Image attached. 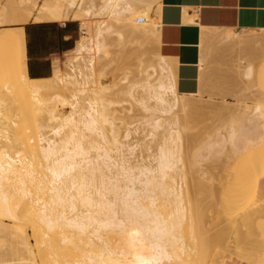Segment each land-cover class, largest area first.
Here are the masks:
<instances>
[{
	"label": "bare ground",
	"instance_id": "bare-ground-1",
	"mask_svg": "<svg viewBox=\"0 0 264 264\" xmlns=\"http://www.w3.org/2000/svg\"><path fill=\"white\" fill-rule=\"evenodd\" d=\"M159 8L158 0L0 3V27L16 25L0 29V264L205 263L204 253L183 241L186 228L197 241L195 213L203 205H198L201 200L192 205L191 189L182 190L186 166L179 130L180 116L190 108L198 111L202 102L178 94L173 62L158 51ZM69 21L79 22L80 36L64 53V73L53 63L48 78L31 79L24 26ZM256 36L264 49V33ZM208 40L250 45V37L225 30L204 33L202 44ZM149 48L152 57H146ZM124 58L129 68L108 82V74ZM261 72L257 80L264 79ZM251 74L248 66L245 77ZM262 85L253 95L257 104L252 110L247 105L206 103L219 107V116L220 108L226 111L231 125L226 165L243 169L240 175L231 174L234 180L241 175L244 179L239 194L234 184L231 193L225 188L229 196L222 194L223 199L232 192V206L252 193L262 199L258 210L246 212L251 206L243 205L245 213L239 221L232 220L237 222L229 236L233 246L227 242V253L235 255L233 241L247 240L242 253L249 264H264ZM124 102L136 108L140 124L125 126L120 136L116 121L123 123L125 117L118 118L112 107ZM139 132L143 137H132ZM198 173L205 177V172ZM223 259L212 260L223 264Z\"/></svg>",
	"mask_w": 264,
	"mask_h": 264
},
{
	"label": "rangeland",
	"instance_id": "rangeland-1",
	"mask_svg": "<svg viewBox=\"0 0 264 264\" xmlns=\"http://www.w3.org/2000/svg\"><path fill=\"white\" fill-rule=\"evenodd\" d=\"M5 1H13L15 3V1L18 2L20 0H5ZM2 2H4V0H0V3ZM65 23L68 26L66 29H62V31H67L70 34L71 41H70L69 47L71 49L75 46V42L78 40L80 36L79 22L69 21ZM61 24L62 23L60 22L52 23L51 27L49 28H44L42 26H36L30 23L24 26V30L26 33V43L27 45H29L31 57H33V55L36 53L37 48L42 49V48H46V46L52 47L53 43L51 42L50 38H52L53 36L56 37L58 30H59V25ZM14 27H16V25H11V26L6 25V26H1L0 29L1 28L10 29ZM261 31L264 33V30H261ZM262 32L261 33L260 31L235 32L242 36L246 35L250 37V45L248 47H245L244 45L236 44L234 40H223L222 42L220 41L218 43L209 40L210 42H205L203 45H201L200 48H201L202 59L203 60L205 59L204 61L205 63H203L204 67L203 65L202 67L204 68V71L208 73V75L210 76L209 79H211L212 82L215 83V88L210 89L209 87H207L204 91H201L200 93H198L197 99L202 102L201 108L198 111L195 110L194 108H190L187 111L186 116L184 117L180 116V120H179L180 121L179 130H180V137H181L180 148H181L182 155H183V161L186 166L185 180L182 184V190H185L186 188L191 189V190L188 189V192H190L188 199L192 198L193 196L194 197L193 199L196 200L194 202L193 199L192 200L190 199L192 205L196 203L194 205L196 206L197 200L198 201L201 200L202 202V204L198 203L200 207L201 205H203V208L202 207L198 208V211H196L195 213L197 217V224H196L197 228H196V231L193 232V236L197 238V241H193L191 239L190 230L187 228L182 229V234L184 237L183 241L186 244V246L189 247L190 249L192 248L196 251L199 250L198 252L205 254V255L203 254V256L206 257V258H203L205 259V263L203 261V264H214L215 263L213 262L214 260L218 258H222V257L224 258L223 259L224 264H231V263L246 264L245 258H244L245 253H242L245 250L242 248H244V246H246L245 243H247V240H245L244 238H241L239 243L237 242L238 239H235V241H233L236 243V244L234 243L235 246H234V249H232V251L233 250L235 251V253H233L235 255H232V253H227V250L233 246V244L232 246L231 244H229L230 241L234 240V238L231 239L232 238L231 235L233 234V232L231 233L230 231H232L233 227H235V225L237 224L236 221L234 222L232 220L235 218L234 220L239 221L240 217L245 213L246 208L243 205H247L246 207L251 206L250 207L251 209L248 207L246 209V212L251 211L252 209L258 210L262 199L260 195L256 197V195H253L252 193V197L249 198L251 199L250 201L249 199H247V201L244 200L246 202H244L243 200L241 201L239 200L236 202V206L235 205L232 206L233 203L231 202L232 201L231 197L232 195L234 196V192H236L237 195L239 194V192H237L240 187L239 182H244L242 175L241 177L243 180H241L240 179L241 177L239 176L240 175L239 171L242 167L237 165L235 167L236 168L235 170L234 168L235 165H232L233 164L232 162H231L232 164H230L231 166L228 164L226 165V156L228 154L231 155L229 151L231 150L230 145L227 142L228 132H229V129L231 128V125L228 124L229 120H227L228 118L226 116V111L223 108H220L223 111L222 112L220 111L221 114L219 116L218 114L219 107L217 109L215 106H210V105H207L206 103L210 102L212 104H217L218 106L220 105L223 106V104L231 105V106L247 105L251 110L253 106L257 104L256 99H253L254 98L253 95L256 92V90L258 92L260 87L263 86L262 84H264V79L257 80L259 76V74L257 73L261 72V70H264L263 69L264 68V49L260 48L255 40L257 38L256 35L262 34ZM216 48L218 49L217 50L218 52L214 53L213 50L215 51ZM64 52L62 53L58 52L57 54L51 56L50 58V68L52 69L53 63L57 64L59 65L62 71V74L64 73L66 69L65 67L66 55H64ZM152 52L153 50L150 49L148 51L149 55L148 56L146 55V57H150L154 53ZM212 52L214 53V55ZM253 53H255V55H253ZM215 54L216 55L219 54V56H216ZM213 58H218L221 61H217ZM124 63L122 64L119 63L118 66H116L113 69V71H111L108 74L107 76L108 82H112V80L117 81V78L119 79L122 77L121 73L123 69L127 67L129 68L130 66L129 59L124 58ZM248 66L251 67L252 74L249 77H245V72ZM30 68H31V71L34 73H40L46 70L45 68L37 67L33 61H31L30 63ZM261 73H263V71ZM130 78L132 79V77ZM2 81H3V75H0V83ZM192 98L195 99L194 97ZM203 99H208V100H203ZM130 107H131L130 103L128 104L127 102L126 103L124 102L122 104L115 105L112 107V109L116 110L115 112L118 118L125 117V120L123 123H120L119 120L116 121V125L119 128L118 130H119L120 136L122 135V131L125 126H129L130 128H136L140 124L139 122L136 121L140 119V116L138 114H137L138 116L136 115V113H138L136 108L134 109V107L133 108L132 107L130 108ZM127 117H129L130 119ZM236 127L238 128V126ZM24 134L20 133L19 136L23 137ZM137 136L143 137V133L139 132V135H134V134L132 135L133 138ZM215 143L219 144L220 146L219 147L213 146ZM209 144L212 145V148L206 147V145H209ZM198 152H199V156H195L194 154ZM144 154L146 156V153H143V155ZM145 156L143 157L145 158ZM242 170L243 169H241V172ZM200 171H203L206 173L205 177H203V175L201 176L200 173H198ZM236 172L237 174H239L238 176L240 177L238 178V180H234L236 178H233L234 176L237 175ZM231 174L233 177H231ZM214 180L217 185H214L215 184ZM251 181L252 180H250V182ZM194 182H197L198 184L197 183L195 184ZM192 184H195V185L192 186ZM209 184H211V186ZM234 184H236L237 186H235L236 188L234 187L235 188L234 192L230 194L231 197H229V199H223L224 196L226 198L229 196L227 194L231 193V191L233 190ZM211 187L213 191H211L210 189ZM226 187H227V190L230 188L229 193L227 190H225ZM257 188L254 190H257L258 193L257 192L256 193L260 194L261 192ZM222 194H223V197H222ZM208 196H210L211 198L213 197V198L210 199V197ZM253 198H254V201H253ZM212 200L215 202H213ZM222 200L223 202L224 201L225 202L223 203ZM229 201L231 203H229ZM216 202L218 203L220 202L219 203L220 205H218V207L213 205ZM247 202L249 203L251 202L250 205ZM188 206L189 205L186 204V208H188ZM208 208L210 209L209 212H208ZM212 209L213 210L215 209V210L213 211ZM222 211H224V213ZM218 213H220L221 215ZM222 214L223 216L226 215L225 218L227 219L225 220H227V222L224 221L225 223L222 221L220 217L222 216ZM214 216L216 218L220 217V219L214 220L215 219ZM212 217H214V219ZM229 218L232 222L229 220ZM229 236H231V238H229ZM200 242L201 243L205 242V244L207 245L205 247V245L202 244L204 246V251L202 249L203 246L200 245ZM227 242L231 247L229 246L228 248ZM237 243H238V246H237ZM225 246H226V249H225ZM226 253L229 255V257ZM223 254L225 255V257ZM241 254H244V256Z\"/></svg>",
	"mask_w": 264,
	"mask_h": 264
},
{
	"label": "crops",
	"instance_id": "crops-1",
	"mask_svg": "<svg viewBox=\"0 0 264 264\" xmlns=\"http://www.w3.org/2000/svg\"><path fill=\"white\" fill-rule=\"evenodd\" d=\"M158 1L160 4L157 19L160 24L158 51L160 55L171 59L173 62L176 88L179 95H192L191 97L198 98V93L207 87L215 88V83L210 82V76L204 71V65L202 68L200 67L202 59L200 47L204 33L212 32L215 29L221 32L225 30L234 33L264 30V0ZM34 25L49 28L52 23ZM67 26L61 28L59 25L56 37L50 38L53 43L52 47L37 48L33 57L30 56L29 45L26 43L27 73L31 79L41 80L49 77L52 71L50 68L51 56L58 52L69 51L71 36L67 31H62ZM213 59L220 60L218 58ZM31 61L37 67L46 70L40 73L32 72ZM245 263L249 264L246 261Z\"/></svg>",
	"mask_w": 264,
	"mask_h": 264
},
{
	"label": "built area",
	"instance_id": "built-area-1",
	"mask_svg": "<svg viewBox=\"0 0 264 264\" xmlns=\"http://www.w3.org/2000/svg\"><path fill=\"white\" fill-rule=\"evenodd\" d=\"M66 25H67L66 23H62V24L60 25V27H61V28H65Z\"/></svg>",
	"mask_w": 264,
	"mask_h": 264
}]
</instances>
